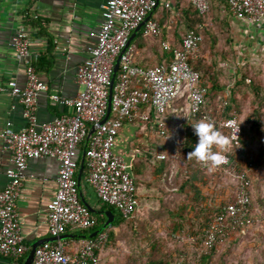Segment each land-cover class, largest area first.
Listing matches in <instances>:
<instances>
[{
	"label": "built area",
	"instance_id": "built-area-1",
	"mask_svg": "<svg viewBox=\"0 0 264 264\" xmlns=\"http://www.w3.org/2000/svg\"><path fill=\"white\" fill-rule=\"evenodd\" d=\"M192 1L201 12L210 8L208 0ZM227 2L230 11L239 18L253 22L264 20V0ZM156 3L157 0H106L102 3L103 19L96 43L76 69V79L84 85L83 91L70 99L56 92L49 94L52 103L70 104L74 111L43 124L37 121L38 98L49 87L39 78L26 32L20 31L14 37L12 46L17 57L25 63L26 80L23 86L10 80L2 90L23 103L27 123L20 130H15L11 121H7L0 129V135L12 153V164L3 170L7 183L0 190V255L11 258L13 264H22V257L28 250L20 229L17 199L30 159L55 157L60 162L57 190L47 204V221L52 236L65 233L67 228L91 230L97 225L98 216L80 197L77 178L80 143L87 138L92 126L94 132L84 149L85 181L92 185L102 202L113 205L124 218L132 217L139 204L136 181L129 164L115 152L114 146L124 120L134 117L148 120L153 116L156 133L175 145L181 140H192L190 133L194 131L191 124L200 121L211 123L215 130L220 129L226 134L225 148L222 151L213 149L214 152L219 151L222 161L212 168L229 174L234 192L233 198L226 201L221 212L204 229V242L208 249L234 232L246 234L255 222L248 189L254 180L252 172L255 167L252 159H243L246 151L241 139V124L237 116L218 119L214 113L216 109L209 103L208 89L201 84L198 72L189 62L190 56L199 50L202 35L188 30L183 37L182 48L175 50L167 63L145 68L134 61V47L128 44L130 35L151 16ZM160 31L161 26L156 19L150 17L144 23V34L155 36ZM162 45L171 49L166 41ZM123 49L112 85L111 112L106 121L99 123L106 115L114 66ZM232 85L233 82L223 95H219L218 108L225 109L228 105L227 97ZM180 99H184L186 104L179 108V122L168 132L167 111ZM192 147L194 144L191 143L186 146L187 153ZM241 162L244 163L243 170L237 172ZM185 174H188L187 170ZM108 240L109 233L105 229L99 230L95 235L82 238L78 251L73 254L67 251L63 240L46 242L36 248L32 264H90Z\"/></svg>",
	"mask_w": 264,
	"mask_h": 264
},
{
	"label": "crops",
	"instance_id": "crops-1",
	"mask_svg": "<svg viewBox=\"0 0 264 264\" xmlns=\"http://www.w3.org/2000/svg\"><path fill=\"white\" fill-rule=\"evenodd\" d=\"M105 1L0 0V129L5 127L7 121H11L15 130H20L27 123L23 103L10 92L2 90L10 80H15L20 86H23L26 80L25 63L17 57L12 46L14 37L20 31L26 32L32 60L37 67L39 78L49 87L48 91L38 98L36 113L38 123L43 124L56 116L72 114L74 111L72 105L52 103L49 94L56 92L70 99L83 91L84 85L76 79V69L96 43L97 31L103 19L101 5ZM176 1L178 0H158L150 17L159 23L168 22L169 13L166 9L172 8L175 12ZM216 26L217 29L226 28L228 35L232 38L231 52L235 51L233 58L237 64L249 63L262 69L259 71V79L262 82L264 20L253 22L239 18L230 11L228 4L220 3V14L215 18L213 27L216 28ZM222 41H226L222 43V46L226 45L229 49L226 36L224 39L222 37L219 43ZM130 44L134 47V61L145 68L161 63V57L165 51H168L156 35L144 34V24L133 36ZM211 44L212 39L207 41L208 46ZM39 57L42 59L38 66ZM162 63H167V61ZM231 66L233 68V65ZM232 82L234 84L235 80ZM185 104V100L180 99L175 101L169 109L179 117L178 120L172 121L168 120L170 115H167L168 132L179 122L181 117L179 108ZM148 110L151 111V109ZM262 119L264 120V115ZM181 142L183 140L179 143ZM170 145L173 148L170 139L156 133V120L153 116L148 120L134 117L124 121L117 135L114 150L129 164L136 181V195L139 204L135 213L127 221L138 226L142 223L143 228L120 229L117 227L115 241L110 242L109 237V243L107 242L97 252L96 260L90 264H139L141 261H149L146 255H141V252L144 249L149 250L153 243H156L153 239H156L159 233L165 232L166 223L176 218L178 206L182 203V186L190 175H194V164L198 162L194 160L193 166L186 167L178 176L176 166L178 149H173V153L169 155ZM11 156V151L6 147L3 136L0 135V190L7 183L3 170L12 164ZM82 157L83 150L80 148L77 175ZM201 167L202 172L206 171L211 174V178L219 177L212 167L210 171L206 170L203 165ZM59 168L60 162L55 157L28 161L26 178L17 199L20 229L27 246L31 247L35 240L52 236L47 221V204L56 193ZM84 170L86 173V165ZM186 170L188 174H185ZM202 172L195 175L192 182V185H198L201 193L209 179ZM85 173L83 171L79 188L80 197L96 210L94 213L99 216L104 214L107 220L105 211L108 209H102L105 203L99 199L92 185L85 181ZM185 188L190 197L194 195L191 186L186 185ZM209 200L207 198L204 204L210 202L208 205H212L213 202ZM89 231L90 229L67 228L65 233L68 236L63 239L67 245V251L72 254L76 253L81 239L87 237L86 235L90 234ZM263 236L262 224H258L257 229L243 235L234 232L227 238L226 245L219 246L222 248L220 252L224 253L226 259L224 264H264V245L260 248L254 246L256 241ZM185 239L187 250H190L192 242L188 241L192 240V237L188 235ZM160 247L167 249V245ZM230 251L232 254L227 256L226 253ZM184 253L182 251V254ZM212 258L206 259L204 264H209ZM0 264L13 263L11 258L0 255Z\"/></svg>",
	"mask_w": 264,
	"mask_h": 264
},
{
	"label": "trees",
	"instance_id": "trees-1",
	"mask_svg": "<svg viewBox=\"0 0 264 264\" xmlns=\"http://www.w3.org/2000/svg\"><path fill=\"white\" fill-rule=\"evenodd\" d=\"M208 1L210 3V8L207 12H201L192 0L176 1L174 6L175 12L172 8L166 9V12L169 13V21L160 22L161 31L156 36L159 42L166 41L170 43L171 49L165 51L161 57V63L170 61L174 56V51L182 48V40L188 30H194L202 35L199 50L196 55L190 56L189 62L198 72L201 84L208 89L207 97L212 108H214V110L216 109L214 113L218 119L227 118L229 116L238 117L242 127L241 139L246 151L244 155L245 158L243 157V159H252L255 167L252 174L257 178L259 177L258 175L261 169L264 170V120L262 119L264 115V75H262V82H260L259 71H262V69L260 70L256 65H250L249 63L237 64L233 58V53L235 51L231 52L233 42L232 38L228 35L227 29H217V26L216 28L213 27L215 18L220 14V3L228 4L227 0ZM225 36L229 49L226 45L222 46V43H226V41L219 43V40H221L222 37L224 39ZM211 39L212 44L208 46L207 41ZM41 59L42 57L38 58V66ZM232 62L235 64L233 68L231 66ZM232 78H235V83L230 87V95L227 97L228 105L225 109L218 108L217 101H219V95H223V91L230 86ZM175 114L176 113H173V111L170 112L168 110L167 115H170L168 120H178L179 116ZM217 131L222 136L226 135L220 129H217ZM190 134L192 135V140L187 139V141L178 143L175 146L172 142L173 148L171 145L168 147L169 155L173 153V149H178L176 159L178 176L182 174L186 167L193 166V159L187 157L188 153L186 151V146L189 143L195 145L197 139L193 132ZM223 137L227 141V136ZM89 143L90 141L84 138L80 143V148L84 151ZM215 148L214 146L213 149ZM243 164L242 162L238 163L237 172L243 170ZM202 165L203 164L200 162L194 164V175H190L182 186V190L185 189L186 185L191 186L194 195L189 199H184L182 203L179 204L176 218L166 223L165 232L162 234L159 233V235L155 237L156 239H153L156 243H153L149 250L146 251V249H144L141 252V255H146L149 261H141L139 264H204L206 259H211L218 249H221L219 247L220 244L226 245L224 241H226L227 238H224L218 245L208 249L204 242L203 232L204 229L208 227V222L212 221L221 212L222 206L226 204V201L233 198L234 190L231 195L219 203H214L212 205H208V203L205 205L202 204L203 200L205 201L207 199V197H205L206 195L201 193L198 185H192L195 175L202 172ZM210 169L211 167L206 166V170L210 171ZM202 173L207 175L208 178L211 177V174L206 173V171ZM217 174L220 178H223L233 185V181L226 171L219 170ZM248 189L250 191L252 203L251 215L261 216L263 222L262 226L264 227V213L255 202L258 198L262 203L263 198L255 194L254 180L251 185H249ZM102 209H111L115 214L114 222L105 228L109 233L110 242H114L117 238L116 228L125 229L127 227H132L133 222H131V224L128 223L127 219L111 204L105 203ZM96 215L98 216V223L89 231L90 234H87V237L91 236L93 231L102 228L106 220L104 214L101 216L98 214ZM188 235H190L193 240L188 241L192 242L190 250H187V243L184 242L185 236ZM182 236H184V238ZM166 242H175L176 248L166 249L160 247L165 245ZM149 245H151V243ZM30 248L31 247L28 246V250L22 257V261L25 259ZM182 251L185 253L182 254ZM194 257L197 258L194 259Z\"/></svg>",
	"mask_w": 264,
	"mask_h": 264
},
{
	"label": "rangeland",
	"instance_id": "rangeland-1",
	"mask_svg": "<svg viewBox=\"0 0 264 264\" xmlns=\"http://www.w3.org/2000/svg\"><path fill=\"white\" fill-rule=\"evenodd\" d=\"M232 65H233V67L235 66L234 63H232ZM234 80H235V78H232V81H234ZM258 176L259 177H257V178L254 177V191H255V194L261 196L264 199V170L263 169H261V172H259ZM210 178L207 180V184L204 185L205 189H203L202 191H203L204 195H206L205 197L210 199L209 201L213 202L212 204L219 203L220 201H222L223 199H226L229 195L232 194L234 187L228 181H226V180H224L223 178H220V177H216L214 179L213 178L210 179ZM186 198L189 199L190 198V194L187 191V189L185 188V189L182 190V201L184 199H186ZM205 202H206V200L205 201L203 200L202 204H204ZM255 202H256L257 205H259V209L264 213V206H263L264 205V201L261 203V201L257 198L255 200ZM208 203L210 204V202H208ZM262 223L263 222H262L261 216L256 215V220L253 223V225L249 228L248 231L257 229L258 224H262ZM142 226H143L142 223L139 226L135 225L134 223L132 225V227L133 228L136 227V229H138L139 227L143 228ZM144 228H146V227H144ZM263 237H261L260 239H258L256 241V243L254 245V246H256V248H260L261 245H264ZM240 243H242V242H240ZM224 244H226V241H224ZM166 245H167V249H175L176 248V243L175 242H173V243L167 242V243H165V246ZM223 247L225 248L226 246H223ZM221 249H218V251L213 256V258H212V260H211V262L209 264H218V263L219 264H224L225 263L226 259L224 258V253L220 252ZM230 253L232 254V251L227 252L226 253L227 256ZM239 263H240V260H239Z\"/></svg>",
	"mask_w": 264,
	"mask_h": 264
},
{
	"label": "clouds",
	"instance_id": "clouds-1",
	"mask_svg": "<svg viewBox=\"0 0 264 264\" xmlns=\"http://www.w3.org/2000/svg\"><path fill=\"white\" fill-rule=\"evenodd\" d=\"M194 134L197 137L194 147L187 154L188 158H195L196 161L209 167H215L222 161L219 151L214 152L215 146L219 150H223L226 146L225 138L215 130L211 123L200 121L191 124Z\"/></svg>",
	"mask_w": 264,
	"mask_h": 264
},
{
	"label": "water",
	"instance_id": "water-1",
	"mask_svg": "<svg viewBox=\"0 0 264 264\" xmlns=\"http://www.w3.org/2000/svg\"><path fill=\"white\" fill-rule=\"evenodd\" d=\"M158 2V0H157ZM157 5V3H156ZM150 18L147 17L145 19V21H143L134 31L133 33L130 35V38H129V42L128 44H130L133 36L136 34V32L138 31V29ZM125 49H123L121 51V53L119 54V56L117 57V60H116V63H115V66H114V75H113V78H112V83H111V86H110V94H109V98H108V107H107V111H106V115L104 116V118L99 122V123H103L104 121L107 120V118L109 117L110 115V112H111V102H112V85H113V82H114V77L118 71V68H119V63H120V57H121V54L124 52ZM94 132V126H92L88 132V135H87V140H89L91 138V135L92 133ZM84 167H85V151H83V157L81 159V164H80V167H79V170H78V175H77V178H78V187L80 188L81 187V179H82V175H83V171H84ZM83 202L85 203L86 206H88V208L92 211V212H96L95 209L92 208L91 205H89L88 202L84 201V199H82ZM106 215H107V220L105 221L104 225L102 228H100L99 230H103L105 228H107L109 226V224H111V222L113 221L114 219V213L111 209H108L105 211ZM99 230H95L94 233L92 235H95ZM68 235L66 233H62V234H59V235H54V236H51V237H48V238H41V239H38V240H35L32 244H31V248L29 250V252L27 253L24 261L22 264H32L33 260H34V256H35V250L36 248L43 244V243H46V242H54V241H58V240H63L67 237Z\"/></svg>",
	"mask_w": 264,
	"mask_h": 264
}]
</instances>
